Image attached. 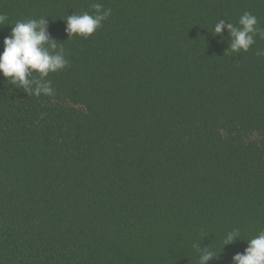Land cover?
I'll return each instance as SVG.
<instances>
[{"label": "trees", "instance_id": "16d2710c", "mask_svg": "<svg viewBox=\"0 0 264 264\" xmlns=\"http://www.w3.org/2000/svg\"><path fill=\"white\" fill-rule=\"evenodd\" d=\"M244 12L264 28V0H0V53L44 17L68 60L51 96L0 75V264H233L264 231V39L211 31Z\"/></svg>", "mask_w": 264, "mask_h": 264}, {"label": "clouds", "instance_id": "9594fccd", "mask_svg": "<svg viewBox=\"0 0 264 264\" xmlns=\"http://www.w3.org/2000/svg\"><path fill=\"white\" fill-rule=\"evenodd\" d=\"M92 8L94 14L76 13L68 15L64 20L68 39L74 35L84 38L91 36L102 27L103 21L112 11L110 8H103L100 3L93 4ZM8 19L6 14L0 13V28L11 25L5 23ZM48 21L44 17L17 21L4 38V50L0 53V75L6 79V83L34 96L53 95L51 81L46 77L68 65L63 47L60 46L58 50L57 41L48 32ZM226 21L228 20H218L211 33L216 36L226 29L228 43L230 41L228 49L232 52H247L256 43L257 36L264 39V28L258 26L257 17L250 12H244L240 16L238 26ZM257 55H264V51H258ZM238 237L240 235L237 230L227 232L219 255L224 246L233 243ZM247 245L243 253L232 257L233 264H264V231L248 239ZM193 247L199 253L198 264H208V261L219 257L208 247L201 248L200 244Z\"/></svg>", "mask_w": 264, "mask_h": 264}]
</instances>
